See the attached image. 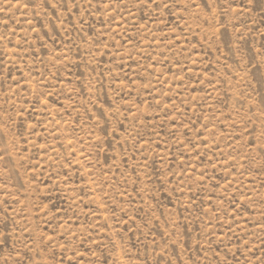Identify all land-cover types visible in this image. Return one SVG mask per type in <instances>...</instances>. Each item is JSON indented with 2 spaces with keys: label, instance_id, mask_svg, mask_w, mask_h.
<instances>
[{
  "label": "rangeland",
  "instance_id": "rangeland-1",
  "mask_svg": "<svg viewBox=\"0 0 264 264\" xmlns=\"http://www.w3.org/2000/svg\"><path fill=\"white\" fill-rule=\"evenodd\" d=\"M0 264H264V0H0Z\"/></svg>",
  "mask_w": 264,
  "mask_h": 264
}]
</instances>
